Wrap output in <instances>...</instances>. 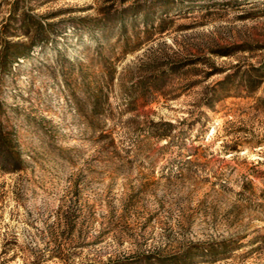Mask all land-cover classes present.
I'll return each instance as SVG.
<instances>
[{"label":"rangeland","instance_id":"1","mask_svg":"<svg viewBox=\"0 0 264 264\" xmlns=\"http://www.w3.org/2000/svg\"><path fill=\"white\" fill-rule=\"evenodd\" d=\"M0 264H264V0H0Z\"/></svg>","mask_w":264,"mask_h":264}]
</instances>
